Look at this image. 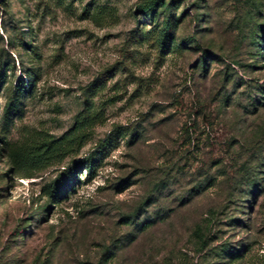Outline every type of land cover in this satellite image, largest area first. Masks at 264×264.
<instances>
[{
  "label": "rangeland",
  "instance_id": "1",
  "mask_svg": "<svg viewBox=\"0 0 264 264\" xmlns=\"http://www.w3.org/2000/svg\"><path fill=\"white\" fill-rule=\"evenodd\" d=\"M146 1L0 0V264H264V0Z\"/></svg>",
  "mask_w": 264,
  "mask_h": 264
},
{
  "label": "trees",
  "instance_id": "2",
  "mask_svg": "<svg viewBox=\"0 0 264 264\" xmlns=\"http://www.w3.org/2000/svg\"><path fill=\"white\" fill-rule=\"evenodd\" d=\"M166 5L165 0H147L141 7L140 9L142 10V13L144 15H147L148 17L151 18V20H154L156 16V12L158 11L159 7H163ZM172 30V19H165L163 21L162 26L159 29V42H160V47H164L167 42L172 39L173 33L171 32ZM262 37H260V40L257 41V45L259 46L258 50H261L264 46L261 44ZM194 42V41H193ZM196 45V42H194ZM198 46V44H197ZM259 52L256 53L257 58H262V55L258 54ZM261 87L258 88V92L260 93H255L253 96H250V99L252 101V104L256 103H261L264 105V92L261 91ZM259 96V98H257ZM263 100V101H260ZM256 106V105H255ZM90 125L89 119H86L80 123L79 129H84ZM81 136H83L81 134ZM86 168L88 170V173L91 174L93 172L92 170V165L89 162V157H85L81 160H78L76 163H74L66 172H65V182L64 186L68 187L71 186V188L74 189V184L72 183V179L77 180V175H76V170L80 168ZM93 174V173H92ZM58 180L54 182V185H56ZM258 181H254L249 185L250 192H255V190L258 189ZM65 187V188H66ZM53 189L55 191H59L62 193L63 189L61 190L60 188H56V186H53ZM66 191L68 190L67 188L65 189ZM144 223V222H143ZM142 224V228L140 229L141 231H146L149 228L153 226V222H150V224ZM209 224L208 220L206 221V225ZM240 224L239 219H234V223H231L232 229L237 227ZM206 225H201L198 224L196 225L190 232V238L194 241V243L197 245V252L200 253V257L198 260L195 262H190V264H230V263H237L240 260H242L243 256V251L244 247L243 246H238L234 247L232 246V243L230 242H223V243H218L216 237L211 234V231L209 230V227H206Z\"/></svg>",
  "mask_w": 264,
  "mask_h": 264
}]
</instances>
